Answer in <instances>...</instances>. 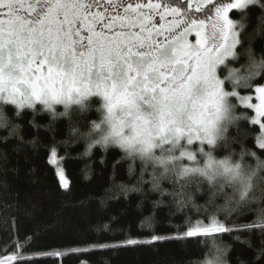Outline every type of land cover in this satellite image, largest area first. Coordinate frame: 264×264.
I'll return each mask as SVG.
<instances>
[{
  "label": "snow or ice",
  "instance_id": "snow-or-ice-1",
  "mask_svg": "<svg viewBox=\"0 0 264 264\" xmlns=\"http://www.w3.org/2000/svg\"><path fill=\"white\" fill-rule=\"evenodd\" d=\"M74 145L95 211L136 194L135 219L67 251L34 232L0 264L165 242L174 264H264V0H0V186L44 150L69 191Z\"/></svg>",
  "mask_w": 264,
  "mask_h": 264
},
{
  "label": "trees",
  "instance_id": "trees-1",
  "mask_svg": "<svg viewBox=\"0 0 264 264\" xmlns=\"http://www.w3.org/2000/svg\"><path fill=\"white\" fill-rule=\"evenodd\" d=\"M74 147L77 151L71 152L73 159L63 165L71 181L70 190L67 192L59 186L53 167L46 162V151L12 157L11 166L18 171L8 177V187L0 186V251H10L14 240L31 238L34 232L39 233V239L33 244V250L67 251L69 246H77L74 242H80L79 246L85 247L87 242L97 238L92 225L102 217L107 222L108 215H118L121 218L120 227L130 226L135 219L138 199L136 194L129 196L123 203L110 205L102 213L95 211L97 205L93 197L100 192L103 181L99 177L91 180L85 178L82 170L85 162H90V159L80 157L85 150L83 145ZM93 155L95 156V149ZM81 201H86L88 207L81 208ZM111 235L116 240L123 238L120 231ZM29 255H35L34 251ZM35 258L41 264H58L54 257ZM81 258L89 260L91 264H174L187 259L178 251L177 245L167 242L157 246L90 250ZM191 259L195 262L198 253H193ZM59 264L79 262L76 255H72L66 256Z\"/></svg>",
  "mask_w": 264,
  "mask_h": 264
},
{
  "label": "rangeland",
  "instance_id": "rangeland-1",
  "mask_svg": "<svg viewBox=\"0 0 264 264\" xmlns=\"http://www.w3.org/2000/svg\"><path fill=\"white\" fill-rule=\"evenodd\" d=\"M62 108V107H61Z\"/></svg>",
  "mask_w": 264,
  "mask_h": 264
}]
</instances>
